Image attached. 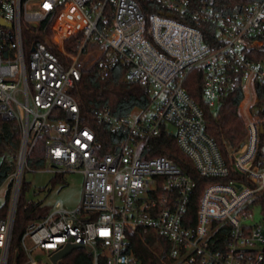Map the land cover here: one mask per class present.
Masks as SVG:
<instances>
[{
  "label": "built area",
  "instance_id": "built-area-1",
  "mask_svg": "<svg viewBox=\"0 0 264 264\" xmlns=\"http://www.w3.org/2000/svg\"><path fill=\"white\" fill-rule=\"evenodd\" d=\"M197 1L194 8L187 0H158L164 10L150 15L135 0H0V18L12 24L0 26V117L21 128L4 217L6 203L0 207V264H10L18 202L30 170L26 162L41 136L46 137L45 166L38 171L80 173L84 187L74 209L57 203L27 224L20 241L26 264H65L52 258L69 246L91 253L93 264L103 254L106 264H145L129 253L134 233L157 237L163 264H264V213L255 204L264 191V170L254 165L263 121L250 111L254 85L264 86V62L252 60L253 52L264 48V0L227 14L210 0ZM56 14L48 43L61 55L41 42H32L26 55L23 26H40ZM202 22L215 26V48L205 43ZM77 33L83 35L78 53H68L65 42ZM97 48L94 62L99 61L103 77L123 64L126 81L147 88L151 97L133 123L101 113L112 132L127 131L123 143L101 158L96 134L81 124L70 93L82 63ZM195 70L203 72L210 109L241 85L249 117L248 137L234 154L233 168L242 180L207 185L194 218L196 182L173 160L147 158L145 150L150 139L165 133L175 137L201 177L230 176L217 142L206 133L203 109L185 88Z\"/></svg>",
  "mask_w": 264,
  "mask_h": 264
},
{
  "label": "trees",
  "instance_id": "trees-1",
  "mask_svg": "<svg viewBox=\"0 0 264 264\" xmlns=\"http://www.w3.org/2000/svg\"><path fill=\"white\" fill-rule=\"evenodd\" d=\"M145 14H155L163 9L158 0H135ZM192 7H198L197 0H187ZM215 10L224 14L231 13L234 8L247 6L251 3L262 0H210ZM57 15L49 17L40 26H23L22 35L25 45V53L29 54L32 42H41L49 46L48 41L53 36L52 26ZM111 24L113 16L110 15ZM64 22L61 19L60 24ZM198 27L204 34L205 43L215 45V26L211 23H199ZM83 41L82 33H77L65 42V50L71 54H77L79 46ZM59 56V52H56ZM104 55L102 59H105ZM252 60L264 62V48L253 52ZM86 63V62H85ZM127 67L123 64L116 65L107 77H103L99 72V61H93L86 67L81 68L80 80L75 83L70 91L75 98L80 109L81 124L90 127L96 134L97 148L96 155L102 157L106 153L116 149L127 137L126 130L119 132L111 131V124L101 118L103 111H108L117 120L127 119L137 109L145 110L151 101L150 92L147 88L126 81ZM185 88L191 98L203 109L206 120V133L217 142L220 152L227 165L231 169V174L226 179H206L201 177L196 171L193 162L185 156L177 145L175 137L162 133L158 137L150 139L145 150L147 158L166 157L177 163L191 178L197 186L194 190L190 213L194 215L197 209V202L205 187L211 182H229L231 180H242L234 171V154L244 145L248 130L245 120L240 114V105L245 100L243 87L225 95L221 104L216 110L207 106L203 96L204 76L201 70H195L189 74L185 81ZM256 102L251 107V114L255 118L263 121V132L260 134L257 154L254 165L264 170V86L256 83L254 85ZM45 142L46 137L41 136L32 147L27 158L26 165L32 171L41 170L45 166ZM21 147V128L15 121H5L0 117V188L8 181L17 166V160ZM63 175L55 176V179L62 181ZM11 183H9V190ZM28 184L23 181L20 198L15 218L12 252L10 264H26L25 257L21 249V237L28 223L41 219L47 215L48 211L40 203L27 202L25 193ZM9 193L7 202L3 208V217L7 213ZM255 204L261 207L264 213V191L257 197ZM131 252L136 258L145 264H163L159 252V240L153 233L132 234L130 237ZM106 257L100 256L99 264H106ZM65 264H93L91 253L85 250H77L67 259Z\"/></svg>",
  "mask_w": 264,
  "mask_h": 264
},
{
  "label": "rangeland",
  "instance_id": "rangeland-1",
  "mask_svg": "<svg viewBox=\"0 0 264 264\" xmlns=\"http://www.w3.org/2000/svg\"><path fill=\"white\" fill-rule=\"evenodd\" d=\"M95 46L90 44V51ZM100 48L93 51V54L89 56V60L86 63H82L83 67L91 64L100 53ZM251 107L255 103L254 94L251 97ZM248 101H243L240 105V114L245 120V124L248 121ZM251 111V110H250ZM142 114V110H135L129 117L130 122H135ZM62 181L55 179L53 174L44 171H32L26 170L24 174V181L28 184V189L25 193V199L27 202L40 203L44 209L50 212L57 203H60L67 209H74L79 204L83 194V176L80 173L75 174H62ZM9 192V182H6L0 188V207L7 202V195ZM254 216L257 221L261 219V210L256 208L254 210ZM43 263H48L47 259L42 257Z\"/></svg>",
  "mask_w": 264,
  "mask_h": 264
},
{
  "label": "water",
  "instance_id": "water-1",
  "mask_svg": "<svg viewBox=\"0 0 264 264\" xmlns=\"http://www.w3.org/2000/svg\"><path fill=\"white\" fill-rule=\"evenodd\" d=\"M0 26L11 28L12 24L0 18ZM260 132H263V127L260 129ZM81 249L80 246H69L65 251L60 254L55 255L52 260L56 263L58 260L66 259L68 256L72 254L74 250Z\"/></svg>",
  "mask_w": 264,
  "mask_h": 264
}]
</instances>
